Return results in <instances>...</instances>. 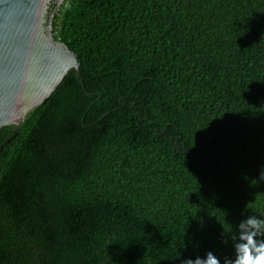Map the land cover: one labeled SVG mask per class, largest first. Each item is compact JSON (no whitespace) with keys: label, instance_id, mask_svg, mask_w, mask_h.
Listing matches in <instances>:
<instances>
[{"label":"trees","instance_id":"obj_1","mask_svg":"<svg viewBox=\"0 0 264 264\" xmlns=\"http://www.w3.org/2000/svg\"><path fill=\"white\" fill-rule=\"evenodd\" d=\"M52 34L80 77L0 127V264L234 258L264 218V0H63Z\"/></svg>","mask_w":264,"mask_h":264},{"label":"water","instance_id":"obj_2","mask_svg":"<svg viewBox=\"0 0 264 264\" xmlns=\"http://www.w3.org/2000/svg\"><path fill=\"white\" fill-rule=\"evenodd\" d=\"M62 1L0 0V127L19 125L68 70L80 77L77 55L52 34L50 12Z\"/></svg>","mask_w":264,"mask_h":264},{"label":"clouds","instance_id":"obj_3","mask_svg":"<svg viewBox=\"0 0 264 264\" xmlns=\"http://www.w3.org/2000/svg\"><path fill=\"white\" fill-rule=\"evenodd\" d=\"M260 178L264 179V170L260 172ZM230 239L235 255L234 258L225 257L223 264H264V218L245 216ZM182 264H221V261L209 251L204 258L185 259Z\"/></svg>","mask_w":264,"mask_h":264},{"label":"rangeland","instance_id":"obj_4","mask_svg":"<svg viewBox=\"0 0 264 264\" xmlns=\"http://www.w3.org/2000/svg\"><path fill=\"white\" fill-rule=\"evenodd\" d=\"M55 6L57 7V4ZM56 7H54L51 11H55ZM50 13H52V12H50Z\"/></svg>","mask_w":264,"mask_h":264},{"label":"flooded vegetation","instance_id":"obj_5","mask_svg":"<svg viewBox=\"0 0 264 264\" xmlns=\"http://www.w3.org/2000/svg\"><path fill=\"white\" fill-rule=\"evenodd\" d=\"M51 4H54V2H52Z\"/></svg>","mask_w":264,"mask_h":264},{"label":"bare ground","instance_id":"obj_6","mask_svg":"<svg viewBox=\"0 0 264 264\" xmlns=\"http://www.w3.org/2000/svg\"><path fill=\"white\" fill-rule=\"evenodd\" d=\"M179 232V231H178Z\"/></svg>","mask_w":264,"mask_h":264}]
</instances>
